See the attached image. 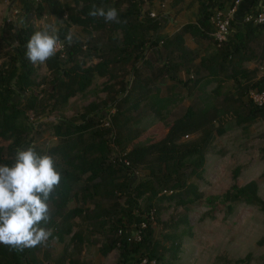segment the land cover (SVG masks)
<instances>
[{
    "label": "trees",
    "instance_id": "1",
    "mask_svg": "<svg viewBox=\"0 0 264 264\" xmlns=\"http://www.w3.org/2000/svg\"><path fill=\"white\" fill-rule=\"evenodd\" d=\"M235 1L191 0L188 8L196 5L195 20L163 37L159 31L166 20L143 12L145 0H17L16 21H0V165L11 166L16 150L31 146L53 157L62 179L49 201L51 221L44 225L52 229V236L45 245L23 252L0 245V264H64L66 257H53L52 243L64 244L68 237L74 244L69 264H86L79 261L85 245L98 246L102 257L117 251L116 264L142 260L162 264L164 252L180 248L178 234L189 229L187 215L175 224H163L169 230L161 239L155 237L153 215H159L166 202L187 210L199 201L201 194L192 179L202 173L224 116L230 115L244 130L256 121L264 122V101L257 104L249 98L250 92L264 96V76L245 68L264 61V21L243 22L247 15L264 13V0H248L244 12L230 23L225 42L218 44L212 36L211 17L217 11L227 12ZM93 4L115 7L120 23L90 17ZM182 4L183 0H173L172 7H178L179 13ZM44 11L64 22L58 29L64 50L38 65L49 76L37 82V69L25 58V51L30 36L41 30L33 20ZM71 26L84 35L80 39L72 35L69 45L65 37ZM186 36L202 52L189 48ZM94 59L96 63L86 66ZM120 69L130 76L120 82V98L109 94L102 106H90L77 119L61 116L37 127L29 122L28 113L41 115L48 103L54 112L62 111L76 96L84 99L96 79H105L103 89H111L109 83ZM180 73L187 79H181ZM167 79L173 84L165 87ZM225 83L231 84L230 90H221ZM213 84L217 87L208 93ZM40 85L47 87L37 91ZM178 87L184 94L177 92ZM16 93L28 94L15 102ZM189 96L192 101L183 113L168 121L171 111ZM111 108L112 114L104 113ZM152 117L166 126L164 136L135 142L144 132L137 125ZM106 118L108 126L103 124ZM47 129L56 142L43 149L37 142ZM139 170L146 175L138 178ZM237 177L235 171L230 188L209 201H219L228 212L244 202L264 214L258 183L252 181L240 191Z\"/></svg>",
    "mask_w": 264,
    "mask_h": 264
},
{
    "label": "rangeland",
    "instance_id": "2",
    "mask_svg": "<svg viewBox=\"0 0 264 264\" xmlns=\"http://www.w3.org/2000/svg\"><path fill=\"white\" fill-rule=\"evenodd\" d=\"M190 1L183 0L179 13L177 12L178 7H172L173 0H153L152 2L145 0L142 9L143 12L153 13L155 18L166 20L165 26L159 31L160 36L166 37L181 25L195 20L196 5L188 8ZM19 11L20 5L17 0H0V21L3 19L9 22L16 21ZM33 25L36 29L43 30L47 25H54L56 29H59L65 24L44 11L40 18L33 20ZM69 31L78 39L84 35L81 29L76 26H71ZM185 40L189 48L200 51L190 36H186ZM2 54L3 52H0V63ZM96 61L94 59L92 62H87L86 66L93 65ZM197 62L198 60L195 63ZM34 67L37 69V82L48 78L49 73L44 66ZM245 68L251 71L256 70L257 77L264 76V61L247 64ZM179 77L183 80L187 79L184 73H180ZM128 80H130V76L127 75V71L120 69L118 77L109 83L111 89H103L105 88V79H96L90 88L89 95L84 99L76 96L67 102L62 111L54 112L49 107L51 103H48L44 106L45 110L41 115L29 112L28 120L37 127L38 124L53 122L61 116L77 119L79 114L84 113L90 106L94 104L102 106L109 94L114 99L120 98V82ZM172 84L169 79L164 83L165 87ZM225 85L226 87H224ZM224 86L222 91L231 88L230 83H225ZM46 87L40 85L37 91ZM216 87V84L210 85L207 92L211 93ZM177 92L184 94L180 87L177 88ZM27 94L16 93L13 96V101H20ZM191 101V96L185 97L182 104L171 111L168 121L173 116L183 113ZM112 102L108 104L112 105ZM113 112L112 108L104 110V113L112 114ZM218 125L219 128L214 134L205 156L203 171L199 177L192 179V183L197 186L201 194L199 201L188 207L187 210L166 202L162 204L161 213L153 215L151 222L156 239L163 238V235L168 232V224H175L184 214L187 215L186 228L189 229L179 231L180 248L177 251L164 252L162 264H263L264 214L256 207L249 206L244 202L235 204L232 211L228 212L219 201L211 202L209 200L211 197L224 194L230 188L233 184L232 177L235 171L238 173L236 183L239 190L242 191L246 184L255 181L258 183L259 194L264 200V122L256 121L244 130L235 126L231 116L226 115L221 122H218ZM137 126L144 129V132L135 142L157 141L166 133V126L161 122L154 121L153 117L142 120ZM55 142L51 131L47 129L37 143L43 149H49L55 145ZM136 175L138 178H142L146 172L139 170ZM76 221L80 222V220ZM165 223H167L166 226L163 225ZM73 249L74 244L69 237L64 244L52 243L53 257L57 258L60 255L66 257L64 264H69L67 257ZM38 257L40 258L41 254ZM80 257L79 261L86 264H116L118 253L113 251L107 257H102L99 254L98 246L85 245L81 247ZM151 264L154 262L152 261Z\"/></svg>",
    "mask_w": 264,
    "mask_h": 264
},
{
    "label": "clouds",
    "instance_id": "3",
    "mask_svg": "<svg viewBox=\"0 0 264 264\" xmlns=\"http://www.w3.org/2000/svg\"><path fill=\"white\" fill-rule=\"evenodd\" d=\"M89 16L106 23H120L115 7L92 5ZM71 45L72 34L65 37ZM63 47L58 29L47 25L35 31L27 41L25 58L34 66L44 65ZM52 156L38 153L33 147L18 148L11 166L0 165V245L23 252L45 245L52 229L49 201L60 186L61 173Z\"/></svg>",
    "mask_w": 264,
    "mask_h": 264
},
{
    "label": "built area",
    "instance_id": "4",
    "mask_svg": "<svg viewBox=\"0 0 264 264\" xmlns=\"http://www.w3.org/2000/svg\"><path fill=\"white\" fill-rule=\"evenodd\" d=\"M242 1L243 0H236L232 8L229 9L227 12L217 11L211 17V23L214 26V32L212 36L218 44L223 43L227 40V37L229 34L230 23L235 19V14L237 12L238 6L240 5ZM149 15L153 18L155 17L153 13ZM263 21H264L263 12H261L255 17L253 15H247L243 19V22H253L254 24H259V23H262ZM63 50H64V46L60 50H58L57 53L63 52ZM61 56H63V54ZM249 98L252 99L257 104H262V102L264 101L263 94H258L256 92H250ZM109 121H110L109 118H106L103 123L104 126H108ZM184 138L187 139L188 137L185 136ZM145 263H146V260H142L140 264H145Z\"/></svg>",
    "mask_w": 264,
    "mask_h": 264
},
{
    "label": "crops",
    "instance_id": "5",
    "mask_svg": "<svg viewBox=\"0 0 264 264\" xmlns=\"http://www.w3.org/2000/svg\"><path fill=\"white\" fill-rule=\"evenodd\" d=\"M248 2H249L248 0H245V1L240 5V7L238 8V11L236 12V14L239 15V12H240V13H241V11L244 12V10H245L244 8H245V6H248ZM236 14H235V17L237 16Z\"/></svg>",
    "mask_w": 264,
    "mask_h": 264
}]
</instances>
